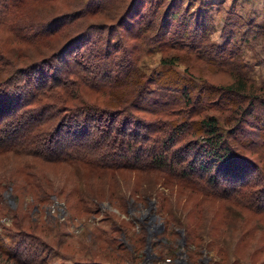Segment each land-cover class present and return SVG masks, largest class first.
I'll return each instance as SVG.
<instances>
[{
    "label": "trees",
    "instance_id": "16d2710c",
    "mask_svg": "<svg viewBox=\"0 0 264 264\" xmlns=\"http://www.w3.org/2000/svg\"><path fill=\"white\" fill-rule=\"evenodd\" d=\"M54 1L0 0V156L96 168L120 167L121 158L130 166L154 165L172 175H205L208 191L244 196L255 209L264 206V167H255L251 159L264 165V94L240 71L234 53L226 56L209 41L201 8L169 0L163 23L155 27L165 0L151 17L143 9L152 1L138 6V0H81L72 14H55ZM35 3L50 6L34 13L29 5ZM117 10L116 23L128 36L112 37V26L95 28L88 20ZM143 44L226 66L232 80L223 86L205 79L181 81L178 98L167 95V81L138 65ZM180 61L175 54L160 59L163 67ZM188 137L193 140L185 141ZM251 173L255 177L249 181ZM21 245L0 252L13 257Z\"/></svg>",
    "mask_w": 264,
    "mask_h": 264
},
{
    "label": "rangeland",
    "instance_id": "374dc122",
    "mask_svg": "<svg viewBox=\"0 0 264 264\" xmlns=\"http://www.w3.org/2000/svg\"><path fill=\"white\" fill-rule=\"evenodd\" d=\"M82 1L56 0L54 13L72 14ZM143 1H152L143 9L146 17H151L160 0H138V6ZM182 2L192 9L201 8L209 41L224 48L226 56L234 53L240 71L264 94V0ZM168 3L165 0L158 10L155 27L163 23ZM45 6L50 4L35 3L29 8L35 13ZM111 11L88 20L95 28L112 26V37L128 36L116 23L121 10ZM98 35L99 31L94 36ZM107 36L103 33L102 38ZM165 54L179 55L182 62L163 67L160 59ZM187 57L180 50L164 52L143 44L138 65L146 73L157 71L161 82L167 81L169 92L159 91L158 95L178 98L181 81L198 84V79H205L223 86L232 80L226 66L219 68ZM115 125L118 127L119 121ZM251 159L255 167H264L255 156ZM124 161L119 159L120 167L96 168L0 156V250L22 241L13 257L0 252V264H264L262 203L255 209L244 196L210 192L205 175L183 177L154 165L134 167ZM254 177L255 173L247 176L249 181ZM34 243L43 250L41 255H36Z\"/></svg>",
    "mask_w": 264,
    "mask_h": 264
}]
</instances>
